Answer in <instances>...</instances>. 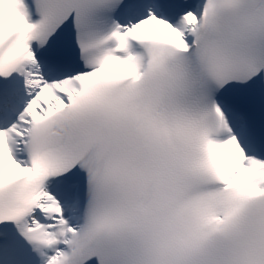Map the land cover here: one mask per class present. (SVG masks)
<instances>
[{
    "label": "snow or ice",
    "instance_id": "1",
    "mask_svg": "<svg viewBox=\"0 0 264 264\" xmlns=\"http://www.w3.org/2000/svg\"><path fill=\"white\" fill-rule=\"evenodd\" d=\"M0 264H264V0H0Z\"/></svg>",
    "mask_w": 264,
    "mask_h": 264
}]
</instances>
